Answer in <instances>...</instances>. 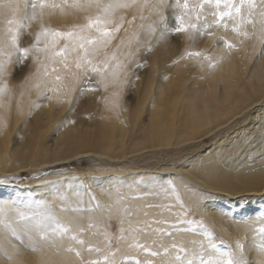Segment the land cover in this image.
<instances>
[{"label":"bare ground","instance_id":"obj_1","mask_svg":"<svg viewBox=\"0 0 264 264\" xmlns=\"http://www.w3.org/2000/svg\"><path fill=\"white\" fill-rule=\"evenodd\" d=\"M55 2L62 3V0ZM197 2L198 0H189V8ZM180 3L182 4L183 0H180ZM163 11L165 22H159L157 16L150 14L148 8L121 9L117 13L125 15V24L107 51L109 54L115 52L124 66L119 70L120 80L113 83L111 76L106 80L96 74L101 92V108L96 128L74 126L70 123L58 125L54 130L58 134L54 147L47 145L44 130L56 115H61L70 106L76 87L83 81V73H80L81 79L78 82L71 78L64 81L74 91H50L49 89L55 86V75H64L61 64L45 61L44 53L35 50L26 58H22L21 63H17V57L13 56L3 75H0V87L5 88L0 96V174L18 172L20 169L44 171L46 167L99 156L101 161H95L104 162V165L96 166L95 170L84 172L73 169L52 176L42 175L29 182L21 194L33 201H26L18 209L29 212L26 205L44 202L61 219L73 220L86 229L89 218H93L98 228L89 229L82 238L87 245L103 248L105 245L101 233L107 230L112 236L115 235L113 241L115 240L116 244L112 245L113 250L120 249L116 258L125 264H133V259L142 262L151 259L154 264H161L164 259L163 256L152 257L141 249L131 247L130 245L136 243L135 240L117 242L121 227L129 228V220L133 225L145 220L169 222L153 224L152 228L173 231L172 236L157 235L151 230L138 233L139 243L147 244L161 253V244L170 247L174 242L189 250L196 248L198 251V246L190 241H206V237L192 233H176L170 228V224L176 223L178 217L185 220H203L212 229L215 238L220 235L226 241L220 247L228 250L227 246H231V250L239 256L241 250L238 243L242 244L244 258L252 264H257L258 261H264V254L258 248V229L264 227V222L257 221L258 214L255 212L250 217L242 211L241 217L224 209L213 213L204 212L196 203L200 199L199 194L189 190L186 183L190 187L204 190V198L221 192L228 193L229 196L253 193V196L264 204V160L253 165H241L240 161L236 160L238 154L234 159L228 160L229 157L224 152L217 151L218 142H214L211 152L194 160L201 163V168H187V171L179 169L176 171L178 175L171 177L162 172L175 169L158 170L148 164H141L136 162L135 154L147 150L151 154L148 158H165L167 153L162 151L164 147L174 146L176 150H182V145L213 132L264 100V41L259 38V24L255 29L251 25L246 26L250 34L248 38L238 35L231 26L227 30L213 27L211 31L214 35L211 36L193 32L192 38H189L187 33L172 34L166 31V28L171 27L169 24L173 17L179 14L176 3L167 1ZM213 11L212 7L204 8L209 21L213 20ZM46 12L50 14L45 15L42 23L45 27L55 30L66 31L75 24L86 23L85 13L76 12L72 8ZM141 14L146 19L140 20ZM190 14L195 16L194 11ZM133 16L137 19L129 25L127 21ZM153 21H156V30L149 35L147 25ZM141 24L145 25L143 29ZM229 24L231 25V22ZM5 26L6 23L0 24V27ZM40 30L39 20H33L30 26L22 28L19 35L20 47L31 48ZM134 34L139 35V43ZM121 40H124L123 45H120ZM224 40L235 47L229 50ZM62 43L64 41H61ZM43 46V42L38 45ZM144 49L147 50L144 60L147 62L146 70L149 72L150 81L136 92L137 106L131 107L125 99L127 89L124 78L130 68L140 61ZM42 62L48 64L50 75L43 74ZM25 64L27 66L24 73L17 76L18 70ZM52 68H56L57 72L53 73ZM147 87L153 89H146ZM144 113H147L146 119L142 118ZM261 119H264V115ZM253 134L258 143L264 142L263 122ZM19 137H22V142H19ZM125 159L129 162H120ZM13 160L15 163L29 162L20 167L12 166L10 169L8 166ZM169 181L175 186V190L169 185ZM34 193L40 197L38 200H35ZM118 193L126 198L119 205L116 204ZM61 194L68 196L71 203L81 207L87 208L99 203L102 206L111 205L112 209L111 212H61ZM93 196L95 201L91 200ZM148 205L153 207H147ZM209 205L206 207L209 208ZM125 206L133 212L130 217L121 215V209ZM168 206H172L171 210ZM227 207L234 208L235 205L227 204ZM17 213L18 211L10 209L7 217L17 227L19 239L0 227V264H81L79 257L64 250L71 243L67 240L57 252L55 247L37 237L35 246L39 250L33 251L28 234L23 228L24 221ZM106 216L118 220L116 233ZM180 226L189 227L187 224ZM124 235L130 237L131 233L126 231ZM214 242L218 245V238ZM208 254L216 255L206 253ZM9 256L12 258L9 259ZM102 257V252L83 251V258L86 260H102Z\"/></svg>","mask_w":264,"mask_h":264},{"label":"snow or ice","instance_id":"obj_2","mask_svg":"<svg viewBox=\"0 0 264 264\" xmlns=\"http://www.w3.org/2000/svg\"><path fill=\"white\" fill-rule=\"evenodd\" d=\"M167 0H62V3H56L55 0H0V24H5V27H0V75H3L5 67L11 63L12 57H17V63L22 62V58H26L30 52L35 50L38 53H44L45 61L52 64L59 63L64 69V75H55L54 87L50 91H60L66 89L67 92H72L74 89L65 84L67 78L73 81L81 79L80 73L86 77L88 87L82 88L81 93L92 91L89 73L97 74L107 80L111 76L112 82L117 83L120 80V69L124 66L119 61L115 52L109 54L107 49L112 41L116 38L117 33L124 27L126 17L123 13L117 15L121 9L135 8L142 10L148 8L150 14H155L159 22H165L166 17L163 11ZM177 5L178 15L172 19V27L166 28V31L172 34L187 33L189 38H192V33L214 35L211 31L213 27H222L228 29L230 26L238 35L245 38L249 37L246 26L251 25L254 29L259 24V38L264 41V0H198L197 3L189 8V0H175ZM212 7L214 11L211 13L213 20L209 21L204 13V8ZM72 8L76 12L85 13L86 23L75 24L66 31H59L45 27L42 21L46 14V10ZM94 10V11H93ZM194 11L193 17L190 12ZM137 19L133 16L128 20L129 25L133 24ZM140 20L146 19L142 14ZM33 20L41 21V30L36 35V42L31 48H21L19 42L20 30L30 26ZM201 20L203 23L201 24ZM231 22V25L229 24ZM155 23L153 21L147 25V33L151 35L155 32ZM143 29L145 25L141 24ZM127 31V29H125ZM137 43L140 42L138 34H134ZM61 41L64 43L61 44ZM43 42V47L38 45ZM131 41H129L130 43ZM226 47L231 50L235 47L234 44L224 40ZM124 44V40L120 41V45ZM148 50H151L149 46ZM189 55L200 56L201 53H189ZM103 57L102 59H97ZM39 61V56L36 57ZM215 65L213 64L212 67ZM44 69V75H50L48 64L41 63ZM53 73L57 72L56 68H52ZM107 87V83H105ZM5 91L4 87H0V96ZM50 98V97H49ZM7 183V181H0ZM175 190V186L168 182ZM62 204L61 212H96L108 211L111 212L112 206H102L95 203L94 206L81 207L79 204H73L69 201L68 196L61 194L59 196ZM139 199L141 197H132ZM126 198L123 194L118 193L116 204H121ZM92 201L96 198L93 196ZM29 212H18L19 218L24 221L23 228L28 234V239L31 242L33 251L39 249L35 246L36 238L52 245L59 252L65 240L71 243L64 249L67 252L74 253L80 258L81 264H125L124 261L118 260L117 254L120 249L113 250V237L107 231L103 230L104 247L95 245H87V242L82 238L83 234L89 229L98 228L97 222L93 218H89L88 228L82 227L78 222L73 220H63L55 215L49 205L44 202H37L34 205H26ZM147 207H153L148 205ZM172 206H168L171 210ZM7 203H0V227L9 231L12 236L19 239L17 227L14 222L7 217ZM187 213H185L186 215ZM121 215L130 217L133 212L125 206L121 209ZM147 215V213H145ZM257 221L264 222V210H260L256 216ZM123 223V221H122ZM166 220H145L137 222L133 225L129 220V228L121 227L120 235L116 238L117 242L126 240H135L136 243L130 245L137 249H141L145 254L152 257H161V264H249L243 256V245L238 243L241 250V255L237 256L231 250V246H227L228 250L217 245L214 242L215 238L212 229L203 222V220H185L177 218V222L170 224V228L176 233H192L194 235H203L205 240H192L193 245L198 246L189 250L178 245L175 242L169 247L161 244L163 252L153 250L147 244L139 243L138 233L154 231L157 235L172 236L173 231H168L161 228H152L153 224H168ZM187 224L189 227H181L180 225ZM142 225V226H140ZM131 233V236H125V232ZM260 233L258 248L264 254V227L258 229ZM94 235L96 233H93ZM220 245L225 242L220 240ZM79 245L80 247H74ZM83 251L89 253H103L102 260H86L83 258ZM206 253H216L211 255ZM7 255V253H5ZM12 257L9 256V259ZM133 264H154V261L149 259L142 262L139 259H133ZM257 264H264V261H258Z\"/></svg>","mask_w":264,"mask_h":264},{"label":"rangeland","instance_id":"obj_3","mask_svg":"<svg viewBox=\"0 0 264 264\" xmlns=\"http://www.w3.org/2000/svg\"><path fill=\"white\" fill-rule=\"evenodd\" d=\"M167 1L175 3L174 0ZM169 25L171 27L173 26L172 21ZM145 49L147 48L145 47ZM145 49L143 50V53H141L140 61L130 68L126 78H124V83L126 85L125 89H127L125 99L131 107L137 106L138 99L136 92L139 89H142L146 83L150 81L149 72L146 70L147 62L144 60L145 53L147 51ZM26 66L27 64L18 70L17 76H22ZM89 76H91V88L94 90L86 91L83 94L81 93L82 88L89 86V84L85 83L87 78L84 77L83 81L76 87V91L70 106L61 115H56L53 121L44 130V135L48 146L54 147L58 137L57 132H54V130L58 125L70 123L74 126L84 125L90 129L96 128L98 123L97 116L101 108L100 82L96 74L89 73ZM146 89L153 88L147 87ZM263 115L264 100L243 111L241 114L231 119L223 126L217 128L213 132H210L209 134L203 135L196 140L189 141L187 144L182 145V150H176L177 148L174 146L164 147L162 151L167 153V155L165 158L160 160L148 158V156L151 154L149 151L144 150L135 154L136 162L148 164L149 166L157 168L158 170H161L162 168H173L175 171L165 170L162 172V174L167 173V176L176 177L175 175H178L176 171L179 169L187 171V168L190 170L201 168V163H197V161L194 160L211 152L214 148L213 143L218 142L217 146H219V149L217 151L220 150L224 152L229 157L228 160L234 159L238 154V158H236V160L240 161L241 165H253L255 163H259L264 160V142L262 144L258 143L257 137L253 134V132L257 129V127L260 126L261 122L264 123V119H261ZM146 117L147 113H144L142 118L146 119ZM19 138V142H22V137ZM142 154H144V156H140ZM131 157L132 155L129 156V158ZM95 160L101 161V158L99 156L81 158L72 161V163L70 162L56 165L51 168L46 167L44 171L20 169L18 172L0 174V181H7V183H0V203L8 204L7 214L10 209L16 210L18 212H26L25 210H19L18 208L22 207L26 201H33L32 199H26L21 194V192H23L24 189L28 187L27 184L29 182L39 178L42 175L52 176L54 174L67 172L73 169L87 172L95 170L96 166L104 165V162H97ZM123 161L129 162L128 159L122 160L120 162ZM150 161L157 163H150ZM28 162L29 161L24 162V164ZM24 164L23 162L15 163V160H13L12 163L9 164L10 166H8V168L12 169L15 166H24ZM186 185L189 190L199 194L200 199L197 200L196 203L204 212L213 213L218 212V209H224L242 217V211H245L246 215L252 217L255 212L259 214L260 210H264V204H261L259 202V198L253 196V193L229 196L227 195L228 193L221 192L213 194L215 195L213 197L204 198V192H202L204 190H198L195 187H190L187 183ZM11 189H15L17 191L12 192ZM34 197L35 200L40 198L36 196V193H34ZM227 204L235 205V207L228 208ZM207 205H209V208L206 207ZM106 218L109 223H112L113 231L116 233L118 230V220L109 218L107 216ZM114 236L115 235L112 237ZM217 238L219 242L220 240H223L226 243L222 236L219 235ZM115 244L116 241L114 240L112 245L115 246ZM218 246H220V243ZM248 262L249 264H252L250 260Z\"/></svg>","mask_w":264,"mask_h":264}]
</instances>
